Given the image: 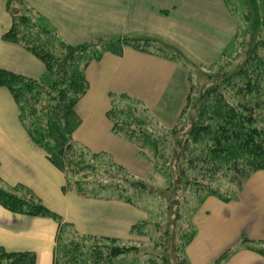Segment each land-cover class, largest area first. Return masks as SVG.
<instances>
[{
  "label": "trees",
  "instance_id": "1",
  "mask_svg": "<svg viewBox=\"0 0 264 264\" xmlns=\"http://www.w3.org/2000/svg\"><path fill=\"white\" fill-rule=\"evenodd\" d=\"M248 1L239 0L237 4V0H223L230 15L238 21L236 40L250 31L249 27L242 31L240 24V21L247 22L249 18ZM261 1L264 15V0ZM6 3L12 16V27L3 34V40L32 52L44 62L47 72L48 81L30 79L0 69V87L8 89L14 97L20 110L19 120L31 140L65 174L67 182L64 190L71 189L83 197H96L100 195L97 194L100 189L107 190L111 184L118 199L146 209L149 217L134 224L131 233L149 235L147 245H153L155 249L161 247V250L155 254L141 248L142 245L127 246L115 238L80 235L63 218L49 211L32 191L22 186L11 188L0 181V205L13 214L51 217L57 222L59 231L53 264H174V260L178 259L173 253L185 251L196 235L193 218L204 200L210 196H216L224 202L235 199L250 177L264 170V39L261 37L264 34V22L255 21L253 24L258 27L255 33L258 40L249 50L245 66L232 76L222 78L221 83L210 86L202 94L199 118L181 145V154L166 155L164 144L167 138L154 139L152 131L139 128L152 123L144 113L146 109L140 107L141 103L131 96H111L112 106L106 115L113 132L132 142L140 155L147 156L144 151L146 146L162 160V163L155 162V165L158 173L168 179V184L164 190H158L149 186L145 179L127 175L122 167L111 162L109 165L126 175L124 178L107 174L108 184L102 180L100 182L97 176L90 182L87 173L100 170L98 165L92 164L91 159L99 155H90L88 151L78 152L73 138L81 126L77 105L89 90L87 68L92 62L102 60L106 53L120 55L126 47L166 56L170 60L174 56L166 54L168 49L165 51L160 46L161 49L155 47L157 45L151 38H101L90 43L71 45L44 29L23 0H6ZM242 6L245 12L239 15V7ZM191 96L189 93L188 99ZM170 160L178 163L174 173L169 169ZM223 168L225 176L233 175L231 179L235 181L230 182H236L238 189L235 192L224 193L217 184L206 182L207 177L196 178L197 174L202 176L207 173L218 176ZM179 190L182 200L176 197ZM172 192L175 200L169 197ZM191 199L194 201L191 202ZM155 201L156 213L152 209ZM183 203L194 205V210H189L194 212L193 230L187 231L181 227L182 218L187 223L191 221L181 211ZM241 241L249 242L246 238ZM252 247V250L264 256L263 242L253 241ZM231 254L229 250L211 264H223ZM36 260L37 256L33 252L11 253L0 248V264H36ZM185 262L188 264L187 258Z\"/></svg>",
  "mask_w": 264,
  "mask_h": 264
},
{
  "label": "crops",
  "instance_id": "2",
  "mask_svg": "<svg viewBox=\"0 0 264 264\" xmlns=\"http://www.w3.org/2000/svg\"><path fill=\"white\" fill-rule=\"evenodd\" d=\"M23 1L44 29L71 45L125 37L182 42V28L189 19H199L193 25L206 27L202 34H193L195 41L199 36L200 46H211L229 30L230 42L238 30L223 0ZM11 25L6 0H0V69L48 81L44 62L21 45L3 40ZM185 75L174 60L130 47L120 55L104 54L87 68L89 90L77 105L82 120L73 142L110 157L130 174H143L139 168L150 165L132 142L113 132L106 115L111 96H131L146 106L154 121L173 123L187 95ZM19 114L11 92L0 87V181L28 188L78 233L134 240L131 229L146 215L121 200H92L64 190L65 174L33 143ZM238 194L227 202L216 196L204 200L194 215L196 235L187 249L191 264H211L229 250L232 254L223 264H264V256L252 250L253 241L264 243V170L253 174ZM58 231L59 225L51 217L13 214L0 205L3 250L33 252L37 264H53ZM242 238L249 242L243 243Z\"/></svg>",
  "mask_w": 264,
  "mask_h": 264
},
{
  "label": "rangeland",
  "instance_id": "3",
  "mask_svg": "<svg viewBox=\"0 0 264 264\" xmlns=\"http://www.w3.org/2000/svg\"><path fill=\"white\" fill-rule=\"evenodd\" d=\"M207 2L210 3L209 1H207ZM238 3H240L239 0H237V4ZM248 4H249V14H248L249 18L246 20L247 22L240 21V24H241L242 31L246 30L247 29L246 27H249L250 31H248L246 36H245V34L243 35V37H241V35H240L237 40H236L235 36L234 37L232 36V40L230 42H229V40H227V37L229 36V33H230V30H229L226 32L224 31L221 34L220 40L212 41L211 46L210 45L206 46L205 44H202L200 46L199 42H198L199 36L196 39V41L193 39V34H195L197 32L198 33L200 32L202 34L203 33L202 28L204 27L206 29V27L202 26L201 24L194 26L197 24V23H195V20L198 22V21H200L199 19H195V20L189 19V22H188L189 24H186L182 28V30H184V33L182 36L183 37L182 42H177L175 40L167 41V40L163 39V37L152 38V40L154 41V44L157 45L155 47H157L158 49L162 48L165 51L168 49L166 51L167 52L166 54L174 56L173 60L175 62H177L178 65H180L184 68V71L186 74L185 77L187 78V86H186L187 95H186L185 100L183 101L184 102L183 105L180 106L177 118L173 123L167 122V124L162 125L158 121H154V119L149 115V112H148V109L146 108V106L140 102L142 104V106H140V107L143 110L146 109V111H144V113L146 115H148V117L152 121V123L148 124V125H141L139 128L142 127L144 130H146L148 132L152 131L151 132L153 134L152 138H154V139H156V137L157 138H163V139L166 137L167 140L165 141V144H164V150H165L166 155L177 153V152L181 154V150H182L181 145L185 142V140L187 139L189 131L193 128L194 123H196L198 118H199V115H200L199 105H200V99H201L202 94L208 88H210V86L221 83L222 78L232 76L233 73L237 72L239 69H241L243 66H245V60L249 56V52H250L249 50L252 48V45L256 42V40H258V35L255 34L258 27L256 26V24L255 25H253V24L255 21H257L259 23L264 22L263 21L264 15L262 14L263 13L262 1L261 0L260 1L259 0H249ZM243 12H245V9L243 8V6L239 7V15L243 14ZM232 17L234 18L233 15H232ZM234 19L236 21L237 18H234ZM244 20H245V18H244ZM237 22L238 21H236V24H237ZM242 24H243V26H242ZM231 34H233L232 31H231ZM261 37L264 39V34H262ZM205 38H207V36H205ZM138 51H140V50H138ZM140 52H142V51H140ZM163 57H166V56H163ZM166 58L169 59L168 57H166ZM173 60H171V61H173ZM189 93H191L192 96H191V98L188 99ZM142 109H140V111ZM121 138H123V137H121ZM135 148L137 149V151H139V149L136 146H135ZM76 149L80 153L88 151L85 148H83V149L80 148L78 145H76ZM144 151H145L147 156L140 155V157L145 162H147L148 165H150V166L140 167L139 170L143 174H137V175H134L132 173L130 174L124 166H122L121 164H116L108 156L105 157L104 155H100V154H98L99 156H95V154H97V153H92V152L88 151L90 155L95 156L94 159H91L92 164L98 165V169H100V170L97 172L95 171V173L88 172L87 176L89 178H87V179H90V182H93V179H95L94 177L97 176L99 178L100 182L102 180L105 184H108L109 179H106L107 174L108 175L109 174L114 175L120 179L122 177L124 178V176H126V175H124L123 172L118 170L115 166L109 165L111 162L112 164H115L118 167L119 166L122 167L124 173H126L127 175L135 176L136 178H139L142 180L145 179L147 184H149V186L153 187L154 189L156 187L158 190H164L167 187L168 179L165 178V176L163 174L158 173V170H157L156 165H155V162L156 163H162V160L158 159L157 155L155 154V151H153L151 148L144 146ZM139 154H140V151H139ZM168 163L170 164L169 169L172 171V173H174V171L176 172L178 163L176 161H172V160H170ZM223 165H225V163H223ZM224 168L221 169L222 173H218V176L217 175H214V176L208 175V173H207V174H203L202 176H199V174H197L198 176L196 175V178L207 177L206 182H208L210 184H211V182L217 184L224 193L235 192V190L238 189L235 186L236 182H233V183L230 182V181H235V179L234 178L231 179L233 177V175H231V174H226V176H225L223 173ZM100 171H102V172H100ZM134 171H137V170H134ZM190 173H195V172L190 171ZM77 178L80 179L82 177L79 176ZM109 185H108L107 190L100 189V191L97 193V194H100L99 196H96V197L85 196V197L87 199H92V200H97V199L98 200H105V201H108V200L120 201L121 200L125 204H128L131 207L133 206L134 208H136V209L140 210L142 213H144V215H146V218L143 221H145L149 217L148 211L146 209L139 208L133 204L131 205L123 199H118V194H116L115 192L112 191L114 188H111V186H113V185H111V184H109ZM96 186H94V187H96ZM7 187H10V186H7ZM11 188H13V187H11ZM88 189L90 190L89 186H88ZM69 190H71V189H69ZM76 194L78 196H80L78 193H76ZM181 195H182V192L179 190L178 195H176V197H178L177 198L178 200H179V198H180V200L183 199V198L181 199ZM36 197H38V196H36ZM80 197H83V196H80ZM85 197H83V198H85ZM169 197L171 198V200H175L173 192L169 194ZM190 201L193 202L194 200L191 199ZM173 203H175V201H173ZM194 203H196V200ZM202 205L203 204H201L199 207L201 208ZM156 206H157V204L155 201V204L152 203V209L154 210V213L157 212ZM181 208H182L181 211L183 212V214L188 215V220H189V218H191V221L189 220V223H187L186 220H184V218H182L181 223H180L181 227L187 231L193 230L192 225H193L194 218L192 220V215L194 212L191 213L189 211L190 209H191V211L194 210L193 203L192 204L188 203L185 205L183 203ZM173 219L174 218H171L170 220H173ZM65 223H67V222H65ZM194 223H195V220H194ZM75 231H76V229H75ZM78 234L83 235L81 233H78ZM70 236H72V234H70ZM83 236H86V235H83ZM89 236H91V235H89ZM93 237H98V236H93ZM99 237H103V236H99ZM132 237L133 238L135 237L136 239L134 238V240H133L130 238H126V239H122V240L118 239V240H120L121 243H124L127 246L142 245L141 248L147 249V250H149L155 254H158V252L161 250V247H158L155 249L153 247V245H147L149 243V235L141 236V235L132 234ZM106 238H109V237H106ZM115 239H117V238H115ZM191 244L192 243H190L186 247L185 251H182L181 253L177 252L176 254L173 253V256H175L178 259V261L176 259L174 260V264H179L180 262L185 264L186 258H187L188 264H191L190 259H189V255H187V249ZM184 255H186V256H184ZM172 258H174V257H172Z\"/></svg>",
  "mask_w": 264,
  "mask_h": 264
}]
</instances>
